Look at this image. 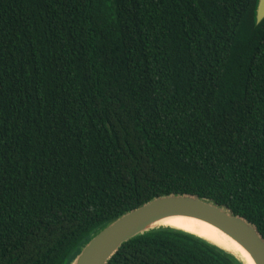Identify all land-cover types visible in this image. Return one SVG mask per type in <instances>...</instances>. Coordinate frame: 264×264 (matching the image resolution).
Listing matches in <instances>:
<instances>
[{"label":"trees","instance_id":"16d2710c","mask_svg":"<svg viewBox=\"0 0 264 264\" xmlns=\"http://www.w3.org/2000/svg\"><path fill=\"white\" fill-rule=\"evenodd\" d=\"M258 0H0V264H70L171 194L264 239ZM107 264H240L160 228Z\"/></svg>","mask_w":264,"mask_h":264},{"label":"water","instance_id":"95a60500","mask_svg":"<svg viewBox=\"0 0 264 264\" xmlns=\"http://www.w3.org/2000/svg\"><path fill=\"white\" fill-rule=\"evenodd\" d=\"M262 20L264 0H258L255 22L259 24ZM177 217L207 223L225 234L246 254L248 261L238 254L203 240L232 255L240 264H264V239L255 226L232 214L227 208L204 198L184 194L156 197L119 216L93 235L80 248L70 264H107L123 243L137 236L160 228L178 230L163 225L167 219Z\"/></svg>","mask_w":264,"mask_h":264},{"label":"bare ground","instance_id":"6f19581e","mask_svg":"<svg viewBox=\"0 0 264 264\" xmlns=\"http://www.w3.org/2000/svg\"><path fill=\"white\" fill-rule=\"evenodd\" d=\"M163 225L177 228L178 230L201 237L202 239L210 241L229 252L238 254L247 260L246 254L230 238L207 223L194 219L177 217L167 219L163 222Z\"/></svg>","mask_w":264,"mask_h":264}]
</instances>
